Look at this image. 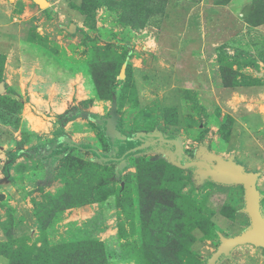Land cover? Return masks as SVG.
<instances>
[{
	"label": "rangeland",
	"instance_id": "rangeland-1",
	"mask_svg": "<svg viewBox=\"0 0 264 264\" xmlns=\"http://www.w3.org/2000/svg\"><path fill=\"white\" fill-rule=\"evenodd\" d=\"M44 1L0 0V180L63 134L107 154L93 123H59L73 107L107 117L114 95L125 134L176 135L188 156L203 141L261 173L264 216V0ZM91 159L72 151L50 187L40 161L12 162L0 264H203L249 224L240 186L196 190L152 155L130 158L121 186ZM232 256L264 264L250 246Z\"/></svg>",
	"mask_w": 264,
	"mask_h": 264
},
{
	"label": "water",
	"instance_id": "water-1",
	"mask_svg": "<svg viewBox=\"0 0 264 264\" xmlns=\"http://www.w3.org/2000/svg\"><path fill=\"white\" fill-rule=\"evenodd\" d=\"M39 7L44 6V0H33ZM72 29L73 26H72ZM125 64L122 66L119 77H124ZM82 119L93 123L102 133L109 146V152L102 154L95 148L83 142H74L65 134L52 140L50 143L35 146L30 149L19 150L11 157L5 166V176L0 180V186L8 184L11 180L10 166L20 156L40 161L45 166V177L38 183L40 187H50L54 179L56 163L70 154L72 151L89 153L91 161L102 166L114 165L113 181L119 182L124 172L130 169L128 160L138 159L141 156L152 155L156 160H163L166 164L190 173L191 182L196 190L206 184L220 187L240 186L243 190L244 207L241 212L248 218V226L233 237L218 235L219 244L216 250L208 257L203 258V264H224L233 259V252L244 246L261 250L264 256V216L262 213L263 196L260 194L257 184L262 174L248 171L244 164L238 162L234 156L223 158L210 150L205 142H200L188 156L178 136H170L159 130L151 132H137L127 135L120 130V117L117 113L115 96L112 97L111 107L107 117L83 111L73 107L61 116V127L68 122ZM117 142H134L138 146L130 152L117 157ZM52 152H55L52 154ZM52 155L51 158L47 159ZM46 159L48 160L46 162ZM123 186L122 183H120Z\"/></svg>",
	"mask_w": 264,
	"mask_h": 264
},
{
	"label": "flooded vegetation",
	"instance_id": "flooded-vegetation-1",
	"mask_svg": "<svg viewBox=\"0 0 264 264\" xmlns=\"http://www.w3.org/2000/svg\"><path fill=\"white\" fill-rule=\"evenodd\" d=\"M133 145V146H132ZM138 145H136V143H127V142H122V143H118L116 145L117 148V154L119 153V155H124L128 152H130L132 149L136 148ZM55 152H52V154H54ZM52 155H50L49 157H47V159L51 158ZM46 159V162L48 161Z\"/></svg>",
	"mask_w": 264,
	"mask_h": 264
},
{
	"label": "trees",
	"instance_id": "trees-1",
	"mask_svg": "<svg viewBox=\"0 0 264 264\" xmlns=\"http://www.w3.org/2000/svg\"><path fill=\"white\" fill-rule=\"evenodd\" d=\"M114 95H112V97H113ZM59 125L61 126V123H59ZM120 130H121V128H120ZM122 131V130H121ZM123 132V131H122ZM124 133V132H123ZM128 135V134H127ZM170 136H173V135H170ZM176 136V135H175ZM118 143H122V142H117V144ZM128 143V142H127ZM134 143V142H133ZM136 145H138V143L136 142ZM121 155H119V153L117 154V157H120ZM13 157V156H12ZM11 158V157H10ZM158 161H163V160H158ZM164 162V161H163ZM165 163V162H164ZM112 167H114V165H111ZM168 166H170V165H168ZM172 167V166H171ZM174 168V167H173ZM177 169V168H176ZM178 170H180V169H178ZM182 171V170H181ZM184 172H187V171H184ZM189 173V172H188ZM190 174V173H189ZM190 178H191V176H190ZM190 181H191V179H190ZM192 183V182H191ZM206 185H208V184H206ZM212 185V184H211Z\"/></svg>",
	"mask_w": 264,
	"mask_h": 264
},
{
	"label": "crops",
	"instance_id": "crops-1",
	"mask_svg": "<svg viewBox=\"0 0 264 264\" xmlns=\"http://www.w3.org/2000/svg\"><path fill=\"white\" fill-rule=\"evenodd\" d=\"M16 5V4H15ZM18 5V4H17ZM20 5V4H19Z\"/></svg>",
	"mask_w": 264,
	"mask_h": 264
}]
</instances>
